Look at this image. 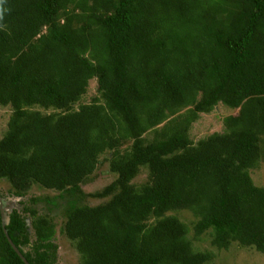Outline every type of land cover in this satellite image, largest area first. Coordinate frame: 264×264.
<instances>
[{
  "label": "trees",
  "instance_id": "obj_1",
  "mask_svg": "<svg viewBox=\"0 0 264 264\" xmlns=\"http://www.w3.org/2000/svg\"><path fill=\"white\" fill-rule=\"evenodd\" d=\"M5 7L0 179L19 196L30 183L57 192L31 196L8 216L7 235L28 264L54 262L41 200L63 205L59 232L77 264H206L214 253L194 250L187 225L169 213L183 210L194 218L193 239L264 254V184L249 175L264 151V0ZM90 78L96 95L78 103ZM217 104L229 111L221 130L193 141L190 124ZM104 162L113 179L83 194L80 182ZM0 264H24L1 227Z\"/></svg>",
  "mask_w": 264,
  "mask_h": 264
},
{
  "label": "rangeland",
  "instance_id": "obj_2",
  "mask_svg": "<svg viewBox=\"0 0 264 264\" xmlns=\"http://www.w3.org/2000/svg\"><path fill=\"white\" fill-rule=\"evenodd\" d=\"M96 95V80L95 78H90L87 81V87L85 93L81 96L78 103L88 102L91 96ZM9 113L8 106H0V137L5 130V123L7 115ZM229 113V111L224 110L220 104L215 105L214 109L208 113H200L195 121H193L188 129L189 137L194 141L202 136L209 134L213 131L221 130V118ZM264 150V149H263ZM249 175L252 182L261 186L264 184V151L261 154V158L257 161L255 167L249 170ZM145 176L144 171L137 173L133 179L134 183H139L143 180ZM114 175L107 170V163H99L93 171L88 175V177L80 182V189L83 194H89L93 191L99 190L104 185L109 183L113 179ZM10 190V187L6 180L0 179V192ZM57 192L53 189L41 188L35 183H30L25 190L22 200L26 201L31 196H40L54 199ZM106 198H95L84 196V202L87 204L100 203ZM59 202V199H57ZM60 205V206H59ZM53 205V202H41L36 203V209L40 213H47L53 222V235L52 243L55 245L56 250V262L57 264H77V253L73 249L71 243H69L63 235L59 232V225L62 221L61 212L62 204ZM170 214H175L180 220H182L188 227L187 237L191 239V245L194 250H204L208 249L214 253V257L206 264H264V254L255 251L252 247H239L236 243H232L229 248L216 250L213 246L209 244V238L205 235H201V239H193L192 235V223L194 218L188 213V211H175L169 212ZM27 215H25L26 217ZM27 223L29 225V218L26 217ZM25 249V247H23Z\"/></svg>",
  "mask_w": 264,
  "mask_h": 264
},
{
  "label": "flooded vegetation",
  "instance_id": "obj_3",
  "mask_svg": "<svg viewBox=\"0 0 264 264\" xmlns=\"http://www.w3.org/2000/svg\"><path fill=\"white\" fill-rule=\"evenodd\" d=\"M23 194L21 196L16 195L14 193V190L11 187H10V190L4 191V192H0V203H1V207H2V210L8 216H9V214L12 211L20 214V211H22L23 207H25L27 204H29L27 202V200L26 201H23L21 199L22 196H23ZM24 222H25V224H27L26 217H24ZM28 232L30 233V230ZM17 247H19L18 249H20V252L26 251V249H24L20 244H18ZM53 264H57V262H56V253H55V256H54V262H53Z\"/></svg>",
  "mask_w": 264,
  "mask_h": 264
},
{
  "label": "water",
  "instance_id": "obj_4",
  "mask_svg": "<svg viewBox=\"0 0 264 264\" xmlns=\"http://www.w3.org/2000/svg\"><path fill=\"white\" fill-rule=\"evenodd\" d=\"M26 222H27V220H26ZM7 223H8V215L2 210L1 203H0V227L2 228L3 234H4V236H5L8 244L10 245V247L12 248V250L17 254V256L22 260V262L24 264H28L27 261L25 260V258L23 257L22 253L18 249V247L15 246L12 243V241L9 239V237L7 235V232L5 230V225Z\"/></svg>",
  "mask_w": 264,
  "mask_h": 264
},
{
  "label": "clouds",
  "instance_id": "obj_5",
  "mask_svg": "<svg viewBox=\"0 0 264 264\" xmlns=\"http://www.w3.org/2000/svg\"><path fill=\"white\" fill-rule=\"evenodd\" d=\"M5 3L6 0H0V20H3L5 12L7 11Z\"/></svg>",
  "mask_w": 264,
  "mask_h": 264
}]
</instances>
